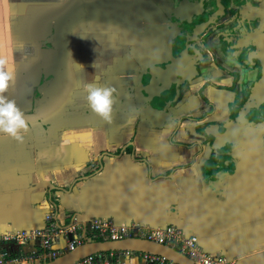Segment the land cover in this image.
<instances>
[{
	"label": "crops",
	"instance_id": "obj_1",
	"mask_svg": "<svg viewBox=\"0 0 264 264\" xmlns=\"http://www.w3.org/2000/svg\"><path fill=\"white\" fill-rule=\"evenodd\" d=\"M251 1L195 30L179 0H0L4 95L28 124L22 141L0 132V234L42 230L48 214L61 230L172 226L229 264H264V104L243 109L263 70L242 48L264 35V0ZM86 84L115 88L111 122ZM38 243L0 244L2 264Z\"/></svg>",
	"mask_w": 264,
	"mask_h": 264
},
{
	"label": "built area",
	"instance_id": "obj_2",
	"mask_svg": "<svg viewBox=\"0 0 264 264\" xmlns=\"http://www.w3.org/2000/svg\"><path fill=\"white\" fill-rule=\"evenodd\" d=\"M46 227L42 230H32L16 234H0V244L23 246L31 240H38L39 251L23 253L13 260L26 264L38 262L43 259L54 260L59 256L75 250L87 241H122L128 238H138L166 245L184 255L194 264H229L227 260L218 255L205 253L199 247L194 236H185L181 229L168 226L160 229H150L140 225L116 226L108 219H93L79 225L73 223L64 229H58L51 215H46ZM60 233L71 235L67 240L62 253L52 249L57 242ZM8 255V254H7ZM6 257L5 252L0 251V264ZM137 257L138 264H176L165 257L150 252L124 250L97 253L82 257L70 264H121L122 260Z\"/></svg>",
	"mask_w": 264,
	"mask_h": 264
},
{
	"label": "water",
	"instance_id": "obj_3",
	"mask_svg": "<svg viewBox=\"0 0 264 264\" xmlns=\"http://www.w3.org/2000/svg\"><path fill=\"white\" fill-rule=\"evenodd\" d=\"M187 3L178 7L177 15L179 17V22L192 27L195 30H203L209 24H211L213 18L219 10L222 8L219 0H186ZM244 1V0H240ZM181 2V0H179ZM178 2V3H179ZM213 3H215V8H218V12L211 14L208 16V19L201 24H195L194 21L196 18H201L205 16V14L213 9ZM246 3H249L247 1ZM242 16L239 18L241 19ZM246 22V21H245ZM253 21H248L247 29H252ZM195 35V34H194ZM193 39V37H192ZM192 42V41H191ZM243 50H252L251 54L257 55L256 60L260 63L263 68L261 72V77L251 90L250 96L246 100V103L243 106V109L251 110L258 109L261 105L264 104V35L248 33L245 37V41L242 44ZM254 60V59H253ZM180 62V59L172 60L166 67L161 70L164 73H172L174 72L175 66ZM150 77L152 81L156 80L155 75L152 76L150 73ZM177 79H182V75H176ZM167 84V83H166ZM170 85L174 83H168ZM163 91L159 94L154 95L153 97H160V94L164 91H168V87L162 84ZM145 94L149 96V93L145 91ZM224 129V127H223ZM124 250H133V251H142V252H150L157 254L159 256L165 257L166 259L176 263V264H194L184 255L180 254L176 250L162 244H158L152 241L138 239V238H128L122 241H87L82 245L78 246L75 250L65 253L58 258L44 262V263H30V264H70L82 257L97 254V253H105L109 251H124Z\"/></svg>",
	"mask_w": 264,
	"mask_h": 264
},
{
	"label": "clouds",
	"instance_id": "obj_4",
	"mask_svg": "<svg viewBox=\"0 0 264 264\" xmlns=\"http://www.w3.org/2000/svg\"><path fill=\"white\" fill-rule=\"evenodd\" d=\"M13 79L14 68L5 59H0V132L22 141L21 130L26 133L28 124L15 100H10L4 95ZM84 87L89 107L103 119L111 122L115 88L99 87L94 84H86Z\"/></svg>",
	"mask_w": 264,
	"mask_h": 264
},
{
	"label": "flooded vegetation",
	"instance_id": "obj_5",
	"mask_svg": "<svg viewBox=\"0 0 264 264\" xmlns=\"http://www.w3.org/2000/svg\"><path fill=\"white\" fill-rule=\"evenodd\" d=\"M247 1H249V3L252 2L251 0H244V1H240V0H219V2L222 5V7L225 8V14H230L232 11H234L233 12L234 15H232V16H240V15L238 14L236 9L235 10L232 9L230 4H232L233 8H235L236 6L241 5V4H244V6H245ZM185 3H187L186 0H181V2H179V4H178L179 5L178 7L182 6ZM215 5L216 4L213 3V9L211 11L207 12L205 14V16L201 17L200 19H204L203 21H206L208 19V16L210 17L211 14H213L215 12H218V8H215ZM231 39H233V37H231ZM235 44H237V42H235ZM250 52H252V50H250Z\"/></svg>",
	"mask_w": 264,
	"mask_h": 264
},
{
	"label": "trees",
	"instance_id": "obj_6",
	"mask_svg": "<svg viewBox=\"0 0 264 264\" xmlns=\"http://www.w3.org/2000/svg\"><path fill=\"white\" fill-rule=\"evenodd\" d=\"M95 241H100V239H96Z\"/></svg>",
	"mask_w": 264,
	"mask_h": 264
}]
</instances>
